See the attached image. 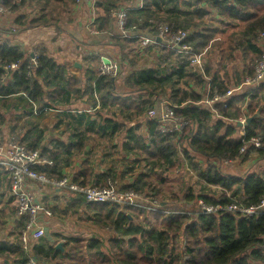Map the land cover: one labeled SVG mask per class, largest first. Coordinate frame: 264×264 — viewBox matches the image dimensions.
I'll return each instance as SVG.
<instances>
[{"label": "trees", "instance_id": "obj_1", "mask_svg": "<svg viewBox=\"0 0 264 264\" xmlns=\"http://www.w3.org/2000/svg\"><path fill=\"white\" fill-rule=\"evenodd\" d=\"M94 1L98 18L92 28L104 34L94 46L105 54L96 51L86 56L79 76L55 45L66 33L62 22L78 0L4 1L14 17L10 27L0 29V109L12 108L29 118L20 127L21 143L54 162L53 167H36V171L51 179L63 178L72 157L82 154L87 164L74 175L75 182L104 185L109 179L121 191L144 194L150 201L172 191L170 201L159 202L163 210L181 214L165 216L110 202L86 207L84 198L71 194L65 200L68 207L56 206L54 215L77 206L74 214L82 209L89 222L111 235L89 240L52 233L55 243L43 238L31 256L47 264H264V213L254 217L223 210L203 214L198 203L203 200L206 205L224 207L236 201L257 206L264 199V168L240 176L223 166L224 161L244 164L255 154L264 158V81L243 89L254 75V65L264 57L260 41L264 0H143L141 8L128 12L123 33L110 14L132 6L134 0ZM24 10L37 11V15ZM209 16L214 23L207 20ZM162 23L172 33L189 32L185 43L201 56L203 72L190 66L191 55L162 44L155 46L160 52L154 65H139L137 57L130 56L143 48L140 37L155 38ZM14 26L19 32L53 28L55 37L38 48H22L12 43ZM108 31L113 38L107 37ZM115 53L119 54L115 57L121 65L119 74L101 76V57L112 58ZM122 63L129 74L119 82ZM13 64L18 69L7 68ZM239 87L226 107L204 104L209 91L224 95ZM23 96L27 100L19 106ZM8 98L15 103L11 105ZM158 102H166L187 122L181 133H162L163 124L147 118ZM36 112L58 113L49 135L31 119ZM251 117L245 127L239 126L240 118ZM4 120L0 113V122ZM18 127L12 125L10 133ZM253 138L260 140L262 148L255 147ZM95 143L97 148L104 145L119 153L124 166L98 174L90 164L92 150L86 153V147ZM136 167L141 172L135 173ZM187 169L195 174L202 192L192 187L174 191L176 184L183 183ZM5 184L8 194L3 191ZM9 184L7 172L0 169V224L6 213L15 219L11 230L15 242L0 241V264H26L29 256L20 248L19 239L28 218L17 216ZM58 242L64 243V250L55 249Z\"/></svg>", "mask_w": 264, "mask_h": 264}, {"label": "built area", "instance_id": "obj_2", "mask_svg": "<svg viewBox=\"0 0 264 264\" xmlns=\"http://www.w3.org/2000/svg\"><path fill=\"white\" fill-rule=\"evenodd\" d=\"M5 0H0V14H11L9 9H5L3 3ZM79 3V1H78ZM137 9L134 6H128L119 11H112L111 16L116 19V28L122 33L126 25L127 14L130 11ZM84 33L89 35L87 38L90 41L100 40L104 35L102 32L93 28L88 31L84 28ZM109 36V34H108ZM124 37L129 38L128 35ZM161 38V43L156 41V38ZM189 37V32L182 31L172 33L169 27L162 23L159 25L158 34L155 38L140 37L142 46L155 47L162 44L164 47L172 49L180 54H188L190 57V66L193 69H197L199 72H203V60L201 56L194 54L191 46L185 43ZM260 41L264 45V33L260 34ZM36 56L32 58L34 65H37ZM11 69H18L17 64H13ZM254 75L248 78L244 87L258 86L264 81V57L254 65ZM120 70V65L117 61L109 59V57L102 56L98 72L101 76H117ZM243 87V86H242ZM242 87L231 89L224 95L217 93L216 91L207 92L204 100V104L213 108L215 104H221L226 107V102L231 98L235 92L242 89ZM162 109V110H161ZM153 108L148 114L147 118L155 120L163 124L161 129L162 133L182 132L187 122L178 118L173 110L166 104L163 108ZM159 110L161 112H157ZM246 118H240L238 123H245ZM20 133L12 134L7 141L0 144V169H3L8 174L9 193L13 200L17 203V216L27 217L28 221L26 227L22 230L20 236V248L29 256L26 264H47L46 262H37L32 256L31 252L35 246L45 238V228L49 231L53 230L54 233L63 236H71L76 234V231L69 232L66 230L55 229L52 227L54 221V205L52 201L47 199L44 192L45 190H51L57 194H61L65 197H69L71 194H75L78 197L84 198L86 207L88 205L100 204V203H113L120 207H133L150 212L163 213L165 216L171 214L180 215L181 212L163 210L162 204L159 200H148L144 194L136 193L132 190L121 191L117 186V182H112L108 179V182L104 185H89L83 186L74 180V176L65 175L60 179H51L47 175L35 170L36 167L48 166L53 167L54 162L45 156L38 150L31 151L28 147L21 143L19 139ZM242 135V134H241ZM244 135V134H243ZM251 142L256 148H262L260 140L253 138ZM246 147V146H245ZM245 147L241 150L244 152ZM236 161H224L223 166L234 165ZM202 208L203 214L215 213L218 211H228L238 214L241 217H254L264 213V199L257 206H244L234 201L226 206L221 205H206L203 200L198 201ZM86 239H97L94 237Z\"/></svg>", "mask_w": 264, "mask_h": 264}, {"label": "crops", "instance_id": "obj_3", "mask_svg": "<svg viewBox=\"0 0 264 264\" xmlns=\"http://www.w3.org/2000/svg\"><path fill=\"white\" fill-rule=\"evenodd\" d=\"M78 1H79V3L77 2L78 4L76 6H71V8H70L71 14L67 17L66 22H64V21L62 22V28L66 31V33L64 35H62V37L55 44L57 46V48L60 49V55L59 56L63 57L65 59V62L72 64L74 66V67H72L71 71L74 74H76L77 76L80 75V72L83 68L84 58L86 56H88L89 54H92V53L94 54L96 51H97L96 54L104 52L99 47L94 46L95 43L90 44L91 42L87 38V36L89 37V35L87 34V36H86V34L84 33V28L87 31L89 29H91L92 25L95 23L96 19L98 18L97 9L95 7V1L94 0H78ZM142 4H143V0H134V6L135 7L141 8ZM24 13L27 15H32V14L37 15V11H35L34 13H31L30 10H24ZM13 17H14L13 12H11V14H9V15H4V16L1 15L0 16V29L10 27L11 26L10 18H13ZM78 25H79V30H80L79 36L85 37V39H87L88 41H84V40L80 41L78 35L74 33L75 30H73V28H75ZM11 29L15 32V35L11 36L12 43L15 44V46H21L22 48H29V47L30 48H38L39 46L43 45L44 43L50 42L55 37V31L53 28H36V29H32V30H27L24 32L17 31L16 26H14ZM108 32L109 33H106L107 37L113 38V33H111L110 31H108ZM108 34H109V36H108ZM71 35H72V37H71ZM74 35H76L77 37L76 36L74 37ZM142 47L146 49L145 50L146 52L150 51L151 48L152 49L154 48L158 52H160L159 47H150V48H147L145 46H142ZM71 48H74V50H72V52L69 53ZM32 54H33V56H32V58H33L35 55H34V53H32ZM158 58H159V54L157 56V63H158ZM76 64L81 65L82 68L81 69L77 68ZM73 68L77 69V73L73 71ZM128 74L129 73H126L125 78L128 76ZM26 100H27V97L23 96V100L21 101L19 106H21L23 103H25ZM8 101L11 105H13L15 103V101L12 98H8ZM15 111L16 110L12 109V108L7 109V110L3 109V108L0 109V113H3L4 118H5L4 123L0 122V144L7 141L9 139V137L12 134H14V133H12V134L10 133L11 131H13L11 128L12 125L17 123L18 126L22 127L24 125V123L26 122V120L29 119L27 116L18 115ZM18 112H20V111H18ZM36 114H38V113L37 112L34 113V115H36ZM47 114H49V113H47ZM31 119H33V116L31 117ZM56 121H57V119H56ZM16 132L17 131H15V133ZM21 132H22V130L18 131V133H21ZM90 149H91V145L87 146L86 147V153H88V151ZM89 157L91 159V156H89ZM80 162H81V164L77 168L81 172L82 168L87 164L86 163L87 159H85V160L83 159ZM90 164H92V166H93L94 165L93 161H90ZM74 166H76V163L74 164ZM230 167L233 169L235 174L240 175V176H244L245 174H247L252 169L264 168V158L261 159L258 157V155L255 154L254 156L251 157V159L249 161L245 162L244 164H241L238 161L234 165H231ZM108 169L109 168H105V170L102 171V170H100V168H96L95 170L97 171L98 174L101 175L105 171H107ZM69 170H70V168L67 167L65 169V173L68 174ZM128 181H130V179ZM6 184L3 185L4 186L3 191L5 193H7V189H6L7 185ZM45 192H48V194H46V193H44V194L47 197V199L52 201V203L54 205V209L56 206L63 204V202L65 200L69 199V197H65L61 194H57L56 192H53L51 190H45ZM6 202H7V200H6ZM6 214H8L6 216H9V218L5 217L3 224L2 223L0 224V241H6V242L13 243V242H15V239L13 237V231H11V230L14 229L15 219L9 213H6ZM44 239L47 241L46 238H44ZM0 261H1V259H0Z\"/></svg>", "mask_w": 264, "mask_h": 264}, {"label": "rangeland", "instance_id": "obj_4", "mask_svg": "<svg viewBox=\"0 0 264 264\" xmlns=\"http://www.w3.org/2000/svg\"><path fill=\"white\" fill-rule=\"evenodd\" d=\"M127 6H129V5H127ZM209 19H212V20H210L211 23L215 22V21H213L215 19L211 18V16H209L207 18V20H209ZM66 20H67V18L64 20V22H66ZM216 21H217V18H216ZM215 24H217V22ZM73 30H75L74 33L78 35L80 41H83V40L88 41L87 39H85V37L79 36V32H80L79 25L76 26L75 28H73ZM95 41L97 42L98 39H96ZM95 41L92 40L90 42L95 43ZM261 45H263V44H261ZM72 50H74V48H71L69 53H71ZM158 54H159V52L154 48L148 52H146L144 48H139L134 53H132L130 56L135 55L137 57V61H138L139 65H154L155 63H157ZM118 55H119L118 53H115L114 56H112V58L110 57L109 59H111L113 61H117L119 64L120 62L117 59H115V57H117ZM249 64H251V63L249 62ZM126 66L127 65H125V63L122 66V71H121V76H120L119 82H122L125 79L126 73H128L126 71ZM120 70H121V65H120ZM73 71L77 73L76 68H73ZM246 88L247 87H243V89H246ZM166 104H167L166 102H163V103L158 102V103H156V106H154V108L157 107V108L161 109L162 107L164 108L166 106ZM156 111L158 112L159 110H156ZM159 112H161V111H159ZM34 116L35 117H33V119H32L33 122L36 125H38V127L40 129H43L44 131H46L47 135H49L53 131L54 126L57 122L56 119L58 117V113L50 112L49 114H45V113L43 114L42 113V114H36ZM20 127L21 126H19L17 128V133H18V131H20ZM61 133L65 137L64 131H61ZM56 134H57V132H56ZM102 146L103 147L97 148V143H95V145L91 144V150H92L91 151V159L94 162V166H96L97 168H100V170H102V171L105 170V168H109V170H110L113 168L119 169L120 167L124 166L123 159L121 160V156L119 155V153H117L116 151H113L110 147L105 148L106 146H104V145H102ZM82 158L85 160L86 156L81 154V155H75L72 157L71 164L69 165L70 170H69V173L66 175L74 176L75 174L80 172L77 167H79V165L81 164L80 161L83 160ZM131 162L132 161L129 159L127 165L131 166ZM75 163H76V166H74ZM140 169L141 168L136 167L135 173H137L136 171H139ZM187 171L188 172L187 173L185 172L186 174H184L183 183L176 184L174 191H184L190 187L195 188L197 191H201L202 189L201 190L199 189L200 185L198 187V183H197V179H196L195 174L192 171H190L189 169H187ZM139 172H141V170ZM215 191H216V189H213V192H215ZM171 192L172 191H168V190L164 191V193L161 196L162 198L161 199L159 198V200H169L170 201L171 196L173 195V193H171ZM205 192H206V194L207 193L210 194V190H207ZM44 193L48 194V192H44ZM3 204H5V203H2L1 207ZM7 204L9 205V203H7ZM62 207L63 208L68 207L66 201L63 202ZM75 208H77V206ZM75 208H73V210H71L70 212L69 211L65 212L64 214H61V213L55 214L54 215L55 216L54 221L52 223V227L55 229H60V226H62V230L67 229L65 231V232H67V234H70L69 232H71V231H73V232L76 231V234L79 235L80 237H87V238L94 237V238L101 239V238H107L111 235V231H108L107 229H102V228L94 225L92 222H89L86 219V217H85L86 214L84 213V211L82 209H80V210L77 209L78 210L77 215L74 214V211H76ZM6 218H9V216H6ZM50 233L52 234V233H54V231L51 230ZM71 235L76 236V235L72 234V232H71Z\"/></svg>", "mask_w": 264, "mask_h": 264}, {"label": "water", "instance_id": "obj_5", "mask_svg": "<svg viewBox=\"0 0 264 264\" xmlns=\"http://www.w3.org/2000/svg\"><path fill=\"white\" fill-rule=\"evenodd\" d=\"M156 41L159 42V43H161V38L157 37V38H156ZM32 56H33V54H32ZM76 67L79 68V69L82 68V66L79 65V64H76ZM119 72H120V71H119ZM119 72H118V74H119ZM253 119H254L253 117L248 118V119H246V122H245V123H243V124H242V123H239V126H241V127H245V126H246L248 123H250ZM45 238H46L47 240H49L52 244L55 243V240H53V238H52V236H51V233H50V231H49L48 228H45ZM63 247H64V243H63V242H58V243L55 245V249H56V250H64Z\"/></svg>", "mask_w": 264, "mask_h": 264}]
</instances>
